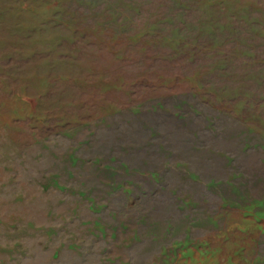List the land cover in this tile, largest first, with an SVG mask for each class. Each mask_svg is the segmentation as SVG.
<instances>
[{
	"label": "rangeland",
	"instance_id": "obj_1",
	"mask_svg": "<svg viewBox=\"0 0 264 264\" xmlns=\"http://www.w3.org/2000/svg\"><path fill=\"white\" fill-rule=\"evenodd\" d=\"M0 264H264V0H0Z\"/></svg>",
	"mask_w": 264,
	"mask_h": 264
}]
</instances>
